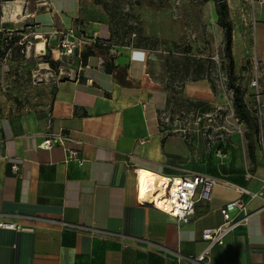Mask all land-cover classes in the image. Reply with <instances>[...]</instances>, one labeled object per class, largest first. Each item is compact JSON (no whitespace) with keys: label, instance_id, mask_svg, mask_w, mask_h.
I'll list each match as a JSON object with an SVG mask.
<instances>
[{"label":"crops","instance_id":"crops-1","mask_svg":"<svg viewBox=\"0 0 264 264\" xmlns=\"http://www.w3.org/2000/svg\"><path fill=\"white\" fill-rule=\"evenodd\" d=\"M13 1L0 5V29L21 22L17 15L22 12L44 34L76 26L77 32L95 35L101 44L112 38L110 23L97 11H83V0H20L19 7ZM256 2L255 47L264 65V7ZM42 41L37 48H44ZM106 43L73 76L49 87L44 105H13L0 112V214L38 217L31 230L0 228V264H188L176 260L175 252L199 254L205 246L202 229L219 225V208L239 196L233 188L216 184L210 200H197L188 222L178 223L136 201L134 170L136 176L141 170L160 180L177 179L190 170L253 192L260 189L264 127L257 137L241 123L226 129L229 134L217 146L187 144L162 125L160 111L168 93L147 71L148 51L113 39ZM251 78L245 84L248 93L253 91ZM261 91L264 118V84ZM179 94L200 106L219 100L215 84L206 77L185 81ZM245 98L252 100L251 94ZM47 130L69 136L68 144L80 147L82 162L66 161L60 145L39 147ZM242 198L250 211L247 223L211 248L210 264H264V203L247 194ZM58 220L90 227L95 235L90 229H63ZM103 230L125 237H108Z\"/></svg>","mask_w":264,"mask_h":264},{"label":"rangeland","instance_id":"rangeland-1","mask_svg":"<svg viewBox=\"0 0 264 264\" xmlns=\"http://www.w3.org/2000/svg\"><path fill=\"white\" fill-rule=\"evenodd\" d=\"M6 1L10 0H0V5ZM225 1L232 24L234 81L243 94L256 71L264 78L255 47L253 7L255 1L264 7V0ZM82 4L83 11H97L110 23L115 43L148 51L147 71L168 93L160 111L166 132L182 135L191 146L208 148L226 139V129L247 126L236 114L228 85L223 30L214 0H83ZM18 14L21 22L0 29V112L13 105L19 109L44 105L49 87L73 76L80 66L60 53L57 35L40 32L28 15ZM44 39V48L38 49L35 44ZM201 77L215 84L218 104L200 106L180 96L185 81Z\"/></svg>","mask_w":264,"mask_h":264},{"label":"built area","instance_id":"built-area-1","mask_svg":"<svg viewBox=\"0 0 264 264\" xmlns=\"http://www.w3.org/2000/svg\"><path fill=\"white\" fill-rule=\"evenodd\" d=\"M54 35H57V47L60 48V53L67 57H73L75 61L82 63V53L87 46L94 44L98 38L93 35L91 37L77 32L76 26H71L61 31H53ZM79 66V67H80ZM261 75L259 71H256L252 76L249 85L254 88L255 104L257 110V116L262 117V98H261ZM2 141L0 136V142ZM71 138L61 131L52 132L47 130L43 135V138L39 144V147L45 149H51L55 145H60L64 151L65 160H76L78 163L82 162V158L78 156L80 147L69 145L68 142ZM12 171L14 173L18 170V164L12 163ZM134 177L136 181V188L138 185L136 170H134ZM167 185L163 188L164 195V208L156 206L155 201L149 202V204L173 217L178 223H186L194 213V205L197 200H210L211 190L216 184L233 188L239 194L237 198L225 203L219 208L222 216V222L217 226L205 227L201 231V239L205 242L204 249L196 255H180L175 252L176 260L183 259L188 264H210V251L213 246L222 245L225 237L233 232L236 228L244 226L247 223L250 211L247 207V202L242 198L243 194L249 195L250 198H259L264 203V180L261 183L258 191H250L244 187L231 184L224 179H218L212 175L204 174L200 172L185 170V174L176 178H167ZM136 201L139 202L138 192L136 195ZM38 219L36 215L28 213H4L0 214V228L10 230H31L35 226V222ZM22 221L29 222L23 224ZM57 223L63 229L81 231L90 229V234H94V229L90 227H82L77 224H72L63 220H58ZM102 233L108 237L120 238L125 235L118 232H109L103 230ZM95 235V234H94ZM141 242L151 243L149 240L141 238H133Z\"/></svg>","mask_w":264,"mask_h":264},{"label":"trees","instance_id":"trees-1","mask_svg":"<svg viewBox=\"0 0 264 264\" xmlns=\"http://www.w3.org/2000/svg\"><path fill=\"white\" fill-rule=\"evenodd\" d=\"M214 1L216 2V13L218 16V21L223 30L225 72H226V77L228 80V85L232 90V99L234 102L235 111H236V114L247 124L248 128L250 129V134L252 135L255 134L258 137L260 130L263 129L264 127V118L263 117L259 118L257 116L254 88L252 87L253 91L251 93H248V89H245V92L242 94L240 92L239 86L234 81L235 77L233 74V56L231 53V30H232L231 20L228 16L226 1L225 0H214ZM111 39H113V33H112V38L110 37V39H107V41H104V42L102 41V42L107 44L106 42H109ZM99 42L100 41L97 40L94 44H91L90 46H87L84 49L82 53V63L84 60L87 59L88 56L92 55L95 52L96 48L102 47L103 43L101 44ZM263 84H264V78L261 76L260 85H263ZM250 94H251L252 100L251 102H246L245 97L246 95H250ZM261 94H262V91H261ZM249 148H250V155L251 157H253V149H252L251 143L249 145Z\"/></svg>","mask_w":264,"mask_h":264},{"label":"bare ground","instance_id":"bare-ground-1","mask_svg":"<svg viewBox=\"0 0 264 264\" xmlns=\"http://www.w3.org/2000/svg\"><path fill=\"white\" fill-rule=\"evenodd\" d=\"M21 4L20 0H14L13 6L19 7ZM36 45V44H35ZM44 42L41 41L37 43V46H43ZM39 49V48H38ZM160 178V177H159ZM178 179V178H177ZM137 192L139 202L141 203H148L151 201H155L156 206L160 208H164L165 204L164 195H163V188L167 185L168 180H160L152 176L150 172H141L138 170L137 176Z\"/></svg>","mask_w":264,"mask_h":264}]
</instances>
